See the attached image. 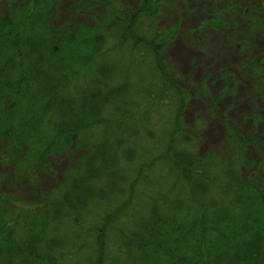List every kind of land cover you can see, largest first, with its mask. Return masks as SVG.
Returning <instances> with one entry per match:
<instances>
[{
	"label": "trees",
	"instance_id": "trees-1",
	"mask_svg": "<svg viewBox=\"0 0 264 264\" xmlns=\"http://www.w3.org/2000/svg\"><path fill=\"white\" fill-rule=\"evenodd\" d=\"M174 2L83 0V10H100L95 27H55L58 0L11 3L0 16L4 162L36 180L75 136L86 143L42 202L0 195V264H61L74 254L70 264H264V192L256 172L244 174L254 165L248 142L223 120L230 155L201 158L182 132L188 93L207 88L183 87L167 65L181 32V21L162 27ZM209 25L222 29L224 16ZM157 115L169 140L161 133L143 147L140 126L161 125ZM148 133L154 137L152 126Z\"/></svg>",
	"mask_w": 264,
	"mask_h": 264
},
{
	"label": "rangeland",
	"instance_id": "rangeland-1",
	"mask_svg": "<svg viewBox=\"0 0 264 264\" xmlns=\"http://www.w3.org/2000/svg\"><path fill=\"white\" fill-rule=\"evenodd\" d=\"M12 1L11 6L22 8L29 0ZM120 1L138 3V0ZM247 3L248 0H175L162 27L170 29L181 21V32L166 55L167 65L176 72L173 80L185 88L194 85L199 87L198 90L207 88L202 90L203 94H198L196 89L188 93L182 132L199 146L201 158L220 149L229 156L231 146L225 143L226 130L222 121L235 124L240 136L248 142L246 155L254 163L244 169V174L256 172L264 192V0H252L248 8ZM261 3L263 6L257 7ZM9 4L8 0H0V16L7 17ZM99 11L83 10V0H58L50 23L60 29H65L68 24L95 27L101 21ZM218 14L224 16L222 29L209 25ZM193 30L202 32L194 36ZM154 117L157 124L158 121L162 124L147 125L149 129L152 126L153 138L149 137L148 128L143 131L140 126L138 143L143 147H151L161 133L165 142L169 140L159 131L160 126L167 124L165 117ZM133 123L130 125H135ZM85 145L75 136L70 152L49 159L47 169L35 180L17 174L20 169L17 164L4 162L5 155L1 154L4 144L0 141V195L26 205L42 202L45 196L54 194L66 179L67 171L85 156ZM132 156L134 161L140 160L139 155L133 153ZM149 169L145 166L143 172L147 173ZM81 233L85 236L94 234L90 230H81ZM63 244L58 245L59 250L65 249ZM79 247L84 249L81 242ZM82 253L77 255L82 257ZM63 260L65 262L61 264H70L74 262L75 254L74 258L66 256ZM90 263H93L92 259Z\"/></svg>",
	"mask_w": 264,
	"mask_h": 264
}]
</instances>
